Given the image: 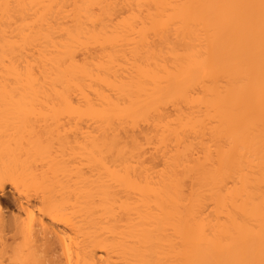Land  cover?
Masks as SVG:
<instances>
[{
  "label": "bare ground",
  "instance_id": "obj_1",
  "mask_svg": "<svg viewBox=\"0 0 264 264\" xmlns=\"http://www.w3.org/2000/svg\"><path fill=\"white\" fill-rule=\"evenodd\" d=\"M260 5L0 0V264H264Z\"/></svg>",
  "mask_w": 264,
  "mask_h": 264
},
{
  "label": "rangeland",
  "instance_id": "obj_2",
  "mask_svg": "<svg viewBox=\"0 0 264 264\" xmlns=\"http://www.w3.org/2000/svg\"><path fill=\"white\" fill-rule=\"evenodd\" d=\"M10 121V120H9ZM41 123V122H40ZM39 123V124H40ZM62 128V127H61ZM83 128V130H85V128L84 127H82ZM62 132H63V134L65 133V134H67L68 136H70V137H74V134L76 135V133H77V130H76V128L74 127V125H72V122H71V124H67V123H65L64 125H63V128H62V130H61ZM65 131V132H64ZM9 190H10V187L9 186H7L6 187V189L4 190V194H5V197L2 199L3 201H5V200H7L8 202H10V204H11V194H10V192H9ZM10 198V199H9ZM10 200V201H9ZM9 203L7 204L6 203V205H5V213H4V215L5 214H7L8 212H9V214L8 215H5V217L7 218V217H9V216H11V215H15L16 216V214H18V212H17V210H16V208H15V206L12 204V205H10ZM14 212V213H13ZM12 213V214H11ZM18 216H20V218L21 219H25V217L26 216H24L23 214H18ZM23 216V217H22Z\"/></svg>",
  "mask_w": 264,
  "mask_h": 264
},
{
  "label": "snow or ice",
  "instance_id": "obj_3",
  "mask_svg": "<svg viewBox=\"0 0 264 264\" xmlns=\"http://www.w3.org/2000/svg\"><path fill=\"white\" fill-rule=\"evenodd\" d=\"M262 12H264V0H261V5H260Z\"/></svg>",
  "mask_w": 264,
  "mask_h": 264
}]
</instances>
